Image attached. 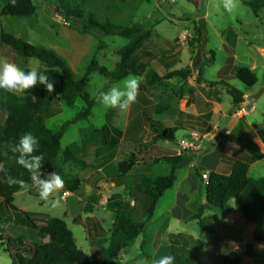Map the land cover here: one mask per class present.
<instances>
[{
    "label": "rangeland",
    "instance_id": "rangeland-1",
    "mask_svg": "<svg viewBox=\"0 0 264 264\" xmlns=\"http://www.w3.org/2000/svg\"><path fill=\"white\" fill-rule=\"evenodd\" d=\"M33 1L38 8L33 18L2 16L0 14V29L8 33L9 30L18 32L22 30L21 33H23V23L29 21L36 25L38 34L41 33V29H47L52 34L53 29L49 28L50 24L49 27L45 24L47 23L45 18L50 13L52 16L58 17L56 21L53 20V25L57 26L60 33L56 37L61 45L57 54L68 63L77 76L83 74L92 59L110 71L114 69L118 61V56L114 54V50L125 46L128 42L127 38L104 35L96 29L88 27L87 23L84 22L85 20L81 22L66 20L54 3L52 7H44L39 0ZM75 1L78 3L72 0L71 5L75 3L74 5L79 6L85 15L95 12L101 20L107 18L122 26L140 24L145 29H151V37L143 42L139 51L147 50L156 54V59L150 65L152 68H156L160 74L169 70L166 66L167 62H171L176 70L188 67L190 53L194 50L193 45L196 40L194 30L200 26L202 38H206L203 45L207 50L213 52V59L207 55L200 65L205 82H216L220 76L233 75L238 68L253 66V62H256L254 69L257 78L256 92L264 87V56H261L257 49V47L264 48V8L254 11L248 3L255 0H240V6L232 12L224 11L222 6L216 7L217 4L221 3V0ZM4 3L5 0H0V9ZM47 3L51 5L52 2ZM66 29L72 31L74 39L82 37L84 40L83 43L74 41L71 51L64 49V42L68 39L67 32L64 31ZM184 30L189 34L186 43L177 40V35ZM32 43L34 42L32 41ZM23 59L26 68L41 66L40 62L34 58ZM198 63L199 60L196 58L193 61V67ZM195 71L197 73L195 79L197 80L198 67ZM125 78L109 82L105 76L92 74L86 84L85 91L90 97H95L101 91H107L114 86H122ZM142 84L145 85V83ZM231 84L237 88L241 87L236 80L231 81ZM160 85L148 86L146 92L147 96L158 99L159 103L161 102L159 99L163 100L160 94L165 92ZM170 85L174 87L172 91L176 94L178 91L176 84L171 82ZM141 87L139 94L144 98L146 94L140 91ZM230 98L231 96L224 91L223 101L229 103ZM252 106V109L246 111L248 114L245 119L250 122H263L264 92ZM85 107V102L79 97L75 99L72 105L55 101L52 109L55 113L44 120V125L49 129L57 130L74 119ZM40 113L46 114L47 112L42 111ZM151 113L152 109L150 110ZM126 120V112L119 109H105L95 102L90 116L70 125L61 138V150L55 163L58 174L64 176V188L69 192V197L65 200L60 198L62 189L53 193L48 201L21 192L15 196L13 202L14 206L21 210L63 218L74 237L76 246L84 252L88 260L101 257L108 248L114 235L112 223L124 216L130 203L133 202L134 194L137 193L134 183L139 182L136 181L138 173L146 172L149 177L167 174L168 165L156 163L155 159L174 153L172 149L159 148L153 154L154 160L148 159L145 164L136 167L130 175L119 177L118 162L124 160L132 152V149H125L126 141L123 140V145L121 144L122 134L131 130L137 136L139 135L140 140H144L148 139L152 133L146 118H136L133 113L131 121L134 123V127L127 131L125 130ZM136 123H138L137 126ZM157 127L161 128L159 125ZM95 129L103 131V136L95 132ZM65 150L71 152L74 160L65 158ZM138 152L139 154H135L142 161L143 150L141 146ZM102 160L105 163L110 162V164L104 170L105 176H100L93 182L89 179V175L97 173ZM73 174H78L79 178ZM248 176L254 179L264 178V160L251 167ZM77 188L78 190L75 191ZM174 188L164 192L155 206L152 218L146 223L144 232L133 244L119 252L113 264H148L145 258H141L144 253L149 256L157 253L158 258L164 257L161 251H164L169 245L166 223H168L169 232L189 233L201 241H211L209 231L200 229L196 220L182 221L171 214L169 210L172 206L171 195ZM202 194L203 189L193 195V203L196 204ZM52 199L59 201L57 207H52ZM0 215H9V209L3 202H0ZM87 216L91 217L89 221H86ZM75 217H78V222L74 221ZM203 218L211 223L218 236L225 234L229 237L228 240L224 241V244H218L216 252L219 256L222 257L224 253L232 249L243 247L244 244H251L253 247L252 254L249 257H244L241 264H264V228L257 230L254 224L243 219L234 210L233 200L227 202L224 211L206 210ZM93 221H98L103 229L98 230L97 227H94L93 230H90L91 236L89 237L87 228L91 226ZM2 232L19 235L25 239L37 238L35 230L23 226L19 220L13 217L9 218L8 222L0 223V234ZM141 240L146 243V247L142 250L140 249ZM4 248L5 245L0 246V264H12ZM147 250L150 252L149 254Z\"/></svg>",
    "mask_w": 264,
    "mask_h": 264
},
{
    "label": "trees",
    "instance_id": "trees-1",
    "mask_svg": "<svg viewBox=\"0 0 264 264\" xmlns=\"http://www.w3.org/2000/svg\"><path fill=\"white\" fill-rule=\"evenodd\" d=\"M45 1L54 3L66 20H74L75 22L85 20L84 22L87 23L88 27L94 28L104 35L127 38L128 42L125 46L114 50V54L118 56V61L112 71L92 59L83 74L77 76L68 63L53 49L27 43L0 29V45L11 47L24 58L38 60L41 64L40 67L46 66V74L49 80L54 83L55 88L52 94L47 93L43 85H37L24 94L0 91L2 96L0 110L4 114L0 122V166L6 169L8 176L23 181V184L9 186L5 182V174L0 173V202H3L9 209V215H0V223L8 222L9 218L13 217L19 220L23 226L35 230L37 236V238L25 239L19 235L2 232L0 234V246L5 245L4 250L8 253L12 264H113L119 252L123 248L129 247L144 232L146 223L153 216L158 200L166 190L173 186L176 179L175 170L185 161V157L179 153L178 155L161 156L155 159L156 163L167 164L169 170L167 174L147 177L144 181L134 183V188L139 196L133 198L132 207L135 209L136 203L143 201L145 204L143 211L138 210L137 214L126 213L121 219L114 221L112 223L114 235L108 248L101 257L88 260L84 252L76 246L74 237L63 218L29 212L14 206L15 193L33 186V184L30 173L15 162L14 154L11 151L12 145L15 144L21 134L31 132L39 139V149L36 154H43V167L41 169L43 178H48L50 173L57 172L58 174L55 162L60 154V142L65 130L78 120L88 118L96 102V96L90 97L85 91L86 84L92 74L105 76L109 82H113L130 74L140 76L145 73V83L148 86H153L160 83L162 79L185 78L189 72V67L160 76L149 66L150 61L156 55L139 51L143 42L151 37V29H145L140 24L122 26L107 18L101 20L95 12L85 15L79 6L74 5L78 3L75 0H73L75 2L73 5L70 3L72 0ZM248 4L252 6L254 11L264 8V0H255ZM35 11L36 5L33 0H16L15 6L11 4V0H6L5 5L0 9V14L2 16L27 17L33 15ZM202 35L198 41L199 54L205 52L203 43L206 38H202ZM208 55L213 59L212 51H208ZM144 58L145 61L140 62V59ZM27 70L30 69L25 71ZM234 79L246 89L253 87L257 82L254 71L248 67H241ZM222 84H225L228 93L231 95L232 108L238 109L240 104L244 102L242 93L227 82ZM33 96L36 99H33ZM78 97L85 102L86 107L74 119L57 130L47 128L38 116V113L42 111L54 114L52 109L55 101L72 105ZM94 131L103 136V131L99 129ZM155 138L167 137L156 135ZM5 152L7 156H5ZM64 156L67 160H74L69 150L64 152ZM139 161L140 159L135 153H130L124 160L118 162L119 177L124 176ZM248 168V163L237 160L233 162L228 173L210 172L208 174L204 185L205 202L192 212L188 220H196L200 229L209 231L211 241H201L191 234H169L168 255L175 257L174 264H241L244 257L251 256L253 249L251 244H244L243 247L232 249L224 253L222 257L216 254L218 241L221 238L226 241L229 237L225 234L218 236L211 223L203 218L206 210L224 211L227 202L233 200L234 210L243 219L254 224L257 230L264 228V178L249 177ZM195 175L201 177L198 173ZM73 188L76 187L73 186ZM30 194L39 196L36 188L31 189ZM74 221L78 222V217H75ZM143 247V243H141V248L143 249ZM145 257L148 264H153L149 255L145 254Z\"/></svg>",
    "mask_w": 264,
    "mask_h": 264
},
{
    "label": "crops",
    "instance_id": "crops-1",
    "mask_svg": "<svg viewBox=\"0 0 264 264\" xmlns=\"http://www.w3.org/2000/svg\"><path fill=\"white\" fill-rule=\"evenodd\" d=\"M39 2H41L44 7H52L53 5V3H51V5H48V1L45 0H39ZM34 4L36 5L35 13L27 17L33 18V16L37 13V4ZM47 16L48 17L45 18V21H47V23L45 24L48 25V27L50 24L49 28L53 29L52 34L47 29H41V33L38 34L36 25L29 21L23 23V33H21L22 30L21 32L9 30V33L27 43L33 45H43L47 48L53 49L56 53H58L57 51L61 49V45L60 43H58L56 37L59 36L60 33L57 26L53 25V20L56 21L58 17H54L50 13L47 14ZM64 31L67 32L66 35L68 36V39L64 42L65 50L71 51L74 41H76L77 43H83L84 40L82 37H76L74 39L72 31L67 29ZM180 34L181 33L177 35V40L179 42L186 43L185 41L187 37L184 40H181V37H179ZM194 34L196 36V40L193 45L194 50L190 53L191 57L188 63L189 72L185 78L170 77L162 79L160 83H158V85L161 84L160 86L163 88V91L165 90V92H162L160 94L163 99H159L161 101L160 103L158 102V99H153L152 97L147 96L146 92L148 90V85L145 83V73L139 76L141 77L140 86H142L140 91L146 95L143 98L142 95L138 94L136 102L131 105L128 111H126L127 120L125 124V130L127 131L134 127V123H132L131 121L132 114L134 113L136 118H146L149 121V126L151 127L152 133L149 135L148 139L140 140L139 135L137 136L136 133L132 132L131 130L125 134L123 133L121 139L122 145L123 140L124 142H127V144H125V149H132V152L130 153L139 154L138 151L140 149V146L143 150V153L141 154L143 160L136 164L130 171H128L124 175L128 176L134 171L136 167L145 164V162H147L146 160H154L155 157L153 156V154L156 153L159 148L172 149L174 153L171 155H178V153L176 152V147L179 142L189 139L191 134H197L202 137L198 151H186L181 153L185 157V161L180 164L175 170L176 179L173 186L171 187L175 188L171 195L172 206L170 207L169 211L172 215L182 221H189L188 218L192 214V212L196 208H198L199 205H202L205 202V181H201L202 175L208 176L210 172L228 173L233 162L237 160L248 163L249 171L251 167L256 166L264 160V120L263 122L248 121L247 119H245L248 114L246 112L247 110L245 109V112L239 114L236 113V111H238L239 109L244 108L245 97L256 92L257 82L253 87L249 89L244 88V86H242L240 83V88L233 86L231 84V81L236 80L234 79V77L240 68H238L237 72L233 75L220 76L219 80L216 82H205L203 79V70L202 68H200V65L203 63L204 57L208 55L209 50H207L204 46L205 52L199 54L198 41L201 36L200 26H198L196 30H194ZM32 41L34 43H32ZM257 49L259 50L260 55L264 56V48L257 47ZM143 51L146 53L150 52L147 50H141V52ZM23 58L24 57H22L16 50L12 49L11 47L0 45V61L7 60L9 62L15 63L22 70L29 69L26 68ZM196 58H198L199 63L193 67V61ZM155 59L156 57L153 60ZM153 60H151L149 63L150 67V64ZM143 61H145V58L140 59V62ZM253 63V66H248V68L254 71V69L256 68V62ZM166 66H168L169 70L163 72V74H160V72H158L156 68L153 69L160 76H164L172 71H176V69L173 68L171 62H167ZM196 67H198L197 80L195 79V76L197 74L195 71ZM171 82L175 83L177 86L178 91L176 94L172 91L174 90V87L170 85ZM223 82H227L230 86L242 93L244 102L240 104L238 109L232 108V98H230L229 103L223 101V92L225 91L227 94H229L225 84H222ZM142 83H145V85H143ZM1 90L3 89H0V91ZM1 101L2 96L0 93V102ZM251 107L250 109H252ZM151 109L152 113L150 114ZM51 115L53 114L38 113V116H40V118L43 120V123L44 120ZM3 117V111L0 110V122L2 121ZM137 125L138 123H136V126ZM157 125H159L161 128L157 127ZM156 135L166 136L167 138L157 139L155 138ZM134 150H136L137 152H135ZM204 158H207V163L203 162ZM109 164L110 162L105 163L104 160H102V164L97 170V173L89 175V179L94 182L100 176H105L104 170ZM55 173L57 174V172ZM195 173H198L201 177L199 178L195 175ZM73 176L79 178L78 174H73ZM137 176L138 179H136V181L139 182L144 181L147 177H149L146 175V172H140ZM33 188L35 187L29 186L16 192L14 195V201L15 196L18 193L26 192L27 194H30V190ZM202 189L203 194L200 200H198L196 204L193 203L192 196L197 194ZM63 190H65V188L61 190V193ZM77 190L78 188L75 191ZM137 196H139L138 193H135L133 198ZM60 198H62L61 195ZM66 198L67 197L62 199L65 200ZM132 206L133 202L130 203L129 209L125 211L124 215L126 213L137 214L138 210L143 211L145 204L143 203V201H139L138 203H136L135 209ZM140 217L141 215L139 216V218ZM90 218V216H87L86 221H89ZM94 227H97L98 230L103 229L98 221H93L91 226L87 228L89 237L91 236L90 230H93ZM166 230L169 236V234H171L172 232H169L168 230V223H166ZM141 243H143L144 247H146V243L144 240H141L140 249L142 250ZM218 244H224V240L221 238L216 245L219 246ZM147 253L149 254L150 252L148 251ZM161 253L164 254V256H168L169 245L164 251H161ZM216 254H218V252H216ZM150 257L152 261L161 258H158L157 253H154ZM141 258L146 259L145 253ZM122 263H124V260H122Z\"/></svg>",
    "mask_w": 264,
    "mask_h": 264
},
{
    "label": "clouds",
    "instance_id": "clouds-1",
    "mask_svg": "<svg viewBox=\"0 0 264 264\" xmlns=\"http://www.w3.org/2000/svg\"><path fill=\"white\" fill-rule=\"evenodd\" d=\"M11 4L15 6L16 0H11ZM223 7L226 12H232L240 6V0H221L216 7ZM46 66L33 67L30 70H22L15 63L7 60L0 61V89L13 94H24L37 85H43L46 92L52 94L55 91L54 83L49 80ZM141 77L136 75H128L122 82V86H114L107 91H101L95 97L97 103L105 109H119L128 111L132 104L137 100ZM33 99H36L33 96ZM39 149V139L31 132L21 134L18 140L12 145L11 151L14 154L15 162L25 168L31 176L33 186L36 188L39 198L48 201L53 193L64 188V180L59 174L50 173L48 178H43L41 169L43 167V154H36ZM7 156V153H4ZM0 173L6 176L5 182L9 186L14 184H23L15 178L6 174V169L0 166ZM52 207H57L59 201L52 199ZM175 257L168 255L158 260H154L153 264H174Z\"/></svg>",
    "mask_w": 264,
    "mask_h": 264
},
{
    "label": "built area",
    "instance_id": "built-area-1",
    "mask_svg": "<svg viewBox=\"0 0 264 264\" xmlns=\"http://www.w3.org/2000/svg\"><path fill=\"white\" fill-rule=\"evenodd\" d=\"M188 33L186 30L182 31L180 36L181 40H184L187 37ZM245 112L244 108L239 109L238 111H236L237 114ZM202 140V137H200L197 134H191L189 139L181 141L177 144V153H182V152H186V151H198L199 147H200V142ZM207 158L203 159L204 163H207ZM208 176L207 175H202V180H204L205 182L207 181ZM69 192L66 190H63L61 193V197L65 198L68 197Z\"/></svg>",
    "mask_w": 264,
    "mask_h": 264
},
{
    "label": "water",
    "instance_id": "water-1",
    "mask_svg": "<svg viewBox=\"0 0 264 264\" xmlns=\"http://www.w3.org/2000/svg\"><path fill=\"white\" fill-rule=\"evenodd\" d=\"M264 92V88H261L255 93L249 94L245 97V110H249L252 104L259 98V96ZM202 181V179H201Z\"/></svg>",
    "mask_w": 264,
    "mask_h": 264
}]
</instances>
